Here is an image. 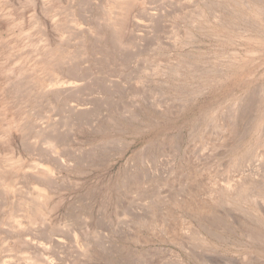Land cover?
<instances>
[{"label": "rangeland", "instance_id": "374dc122", "mask_svg": "<svg viewBox=\"0 0 264 264\" xmlns=\"http://www.w3.org/2000/svg\"><path fill=\"white\" fill-rule=\"evenodd\" d=\"M247 1L0 0V264L264 255V11Z\"/></svg>", "mask_w": 264, "mask_h": 264}, {"label": "bare ground", "instance_id": "6f19581e", "mask_svg": "<svg viewBox=\"0 0 264 264\" xmlns=\"http://www.w3.org/2000/svg\"><path fill=\"white\" fill-rule=\"evenodd\" d=\"M117 1H119V0H114V3L116 4V2ZM124 1V0H123ZM126 1H128V0H126ZM230 2H232L234 5H238L239 7H241L240 6V3H243L242 2V0H229ZM121 2V1H120ZM228 2V1H227ZM119 3V2H118ZM118 3L116 4V6L118 5ZM122 3H124V2H122ZM203 3V2H202ZM236 3V4H235ZM244 5H245V7L243 6L242 7V10L243 11H247V10H249L250 12H251V14H253L255 17H258V19H257V21L258 22H261L262 21V18H263V20H264V17H262L263 16V14L260 12V11H264L263 10V8H264V3H262L261 2V0H250V1H247V3L245 2L244 3ZM68 6V5H67ZM120 6H122V8L124 7V5H120ZM120 11H121V9H119ZM123 10V9H122ZM125 10H127V9H125ZM69 12V11H68ZM237 12V11H236ZM122 13V12H121ZM259 13H261L262 15H260ZM264 13V12H263ZM201 14H202V11H201ZM200 14V15H201ZM215 14H217V13H215ZM262 17V18H259L260 16ZM216 18V17H215ZM217 19V18H216ZM260 19V20H259ZM260 24V23H259ZM38 25V24H37ZM187 37V36H186ZM254 39V38H253ZM252 39V40H253ZM256 41V40H255ZM258 42H261L262 43V45L264 44V40L262 39H258L257 40V43ZM256 43V42H255ZM260 44V43H259ZM62 54V53H61ZM58 55V53L56 54L55 53V56H57ZM46 65H48V64H46ZM45 67H47V66H45ZM75 83V82H74ZM77 84V83H76ZM74 85V86H77V85ZM71 86V85H70ZM78 86H80V85H78ZM55 87V86H54ZM53 87V88H54ZM60 87V86H59ZM62 87V86H61ZM71 87H73V86H71ZM71 87H70V90H72L71 89ZM63 88V87H62ZM69 88V87H68ZM56 89H58V88H56ZM59 90H60V88H59ZM75 90V89H74ZM245 106V105H244ZM168 108V107H167ZM251 109V108H250ZM258 110V109H257ZM248 111V110H247ZM247 116V115H246ZM241 117V116H240ZM248 119V118H247ZM240 120V119H239ZM221 125V124H220ZM264 125V124H263ZM239 127H240V124H239ZM263 128V127H262ZM225 131L228 129V126H225L224 128H223ZM50 131H52V130H50ZM228 131V130H227ZM234 132H235V129H234V127L233 128H230V133H232V134H234ZM235 134H237L236 132H235ZM50 138V137H49ZM194 175V174H193ZM197 177V176H196ZM48 179V178H47ZM191 181V180H190ZM244 182V181H243ZM212 183V182H211ZM214 183V182H213ZM224 183H225V181H224ZM223 183V188L225 189V193H229V192H231V195L233 196H235V197H242V196H244L245 195V193L247 192V190H248V188H249V185L248 184H244V183H242V184H238V185H231V184H227V182H226V184H224ZM231 183V182H230ZM194 184V183H193ZM235 184V183H234ZM222 186V185H221ZM254 186V185H253ZM195 188H197V186L195 187ZM199 188V187H198ZM201 190H203V188L201 189ZM206 190V189H205ZM222 191V190H221ZM195 192V191H194ZM206 192V191H205ZM208 193H209V195L212 193V192H209L208 191ZM205 194H207V193H205ZM247 194V193H246ZM255 194H257L256 192H255ZM188 195V194H187ZM191 195V194H190ZM190 195H188V196H190ZM208 195V194H207ZM213 195V194H212ZM212 195L210 196V197H212ZM230 195V196H231ZM257 198L264 204V197L260 194V193H258L257 194ZM191 197V196H190ZM202 197V196H201ZM214 197V196H213ZM192 198H193V195H192ZM256 197H254V199H255ZM250 199H252V198H250ZM188 200V199H187ZM186 200V201H187ZM213 200V199H212ZM218 200V199H217ZM216 200V201H217ZM255 201V200H254ZM195 202V201H194ZM192 200L190 201V202H188L187 204H186V209H188L189 210V212L190 213H192V214H194V215H199L200 217H202L203 215H207L208 213H209V202H208V205L207 204H204V203H194ZM235 202V201H234ZM218 204V203H217ZM226 204V203H225ZM232 205V204H231ZM210 206H211V204H210ZM262 206V205H261ZM224 207V206H223ZM225 209V208H224ZM228 210V209H227ZM231 210V209H230ZM261 210H262V208H261ZM264 210V209H263ZM217 211V210H216ZM167 212V211H166ZM229 213H230V211H229ZM232 214V213H231ZM235 216V215H234ZM164 218V217H163ZM170 218V217H169ZM171 218H172V216H171ZM158 219V218H157ZM181 224H180V228L178 229V231H180V230H182V232H184L183 230H185V232H188V233H190L192 236L193 235H200V233H199V231H198V229H196L190 222H188V221H185V222H180ZM260 224V223H259ZM169 225V224H168ZM150 227V226H149ZM148 227V228H149ZM156 227V226H155ZM159 227V226H158ZM169 227H170V225H169ZM160 228V227H159ZM161 228H162V226H161ZM203 228V227H202ZM151 229V228H150ZM169 229V228H168ZM154 230V229H153ZM160 230V229H159ZM206 232V231H205ZM168 234H170V232L168 233ZM187 234V233H186ZM210 234H212V232L210 233ZM208 235V234H207ZM213 235V234H212ZM260 235V234H259ZM166 236V235H165ZM177 236H178V234L176 235V233L175 232H172L171 233V236H170V240L175 244V240H178L177 239ZM219 236V235H218ZM179 237V236H178ZM214 237H216V236H214ZM262 237V236H261ZM169 238V237H168ZM184 238H185V236H184ZM190 238V237H189ZM218 238V237H217ZM264 238V237H263ZM203 238H201V240H202ZM260 238H258V240H259ZM261 240V239H260ZM221 241V240H220ZM181 242V241H180ZM183 242V241H182ZM204 242V241H203ZM202 242V243H203ZM256 243V242H255ZM184 244V243H183ZM176 245V244H175ZM178 245V244H177ZM204 245V244H203ZM180 247V246H179ZM213 247V246H212ZM211 247V248H212ZM186 250V249H185ZM178 255V254H177ZM264 255L263 254H261L260 253V255H259V253H253L252 255H243V257L240 259L239 258V260H240V262H242L243 264H264V257H263ZM178 261H179V258H178Z\"/></svg>", "mask_w": 264, "mask_h": 264}]
</instances>
